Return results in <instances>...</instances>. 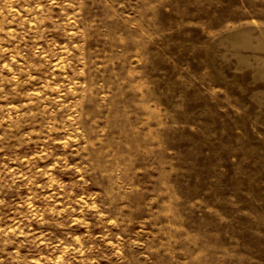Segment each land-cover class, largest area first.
Returning a JSON list of instances; mask_svg holds the SVG:
<instances>
[{"label":"rangeland","instance_id":"1","mask_svg":"<svg viewBox=\"0 0 264 264\" xmlns=\"http://www.w3.org/2000/svg\"><path fill=\"white\" fill-rule=\"evenodd\" d=\"M262 30L264 0H0V264H264Z\"/></svg>","mask_w":264,"mask_h":264},{"label":"bare ground","instance_id":"2","mask_svg":"<svg viewBox=\"0 0 264 264\" xmlns=\"http://www.w3.org/2000/svg\"><path fill=\"white\" fill-rule=\"evenodd\" d=\"M262 34H264V31L262 30ZM260 39V38H259ZM243 42L245 44H252L253 40L251 37L247 34L246 36L243 37Z\"/></svg>","mask_w":264,"mask_h":264}]
</instances>
